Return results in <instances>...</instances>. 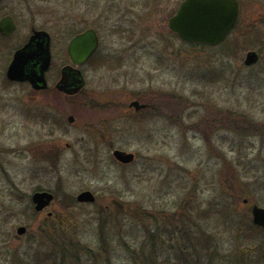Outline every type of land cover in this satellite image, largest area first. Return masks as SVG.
Instances as JSON below:
<instances>
[{"label":"rangeland","instance_id":"374dc122","mask_svg":"<svg viewBox=\"0 0 264 264\" xmlns=\"http://www.w3.org/2000/svg\"><path fill=\"white\" fill-rule=\"evenodd\" d=\"M139 1H43L62 24L74 13L89 18L102 51L129 58L89 66L80 94L59 92L58 102L44 95L43 120L29 115L30 101L26 116L0 109L2 264H38L50 253L51 242L36 236L48 211L71 220L69 236L95 251L103 222L110 259L98 254L100 264H134L125 243L142 254L155 246L160 264H264V229L251 215L252 204L264 206V58L244 63L247 51L264 50V6L244 9L226 45L199 47L169 36L165 11ZM252 26L259 31L251 34ZM147 96L155 109L129 108ZM116 148L135 160L117 161ZM38 188L59 194L40 214L31 200ZM86 189L95 202L77 201ZM19 225L28 231L18 235ZM83 254V264L96 263Z\"/></svg>","mask_w":264,"mask_h":264},{"label":"flooded vegetation","instance_id":"af4514ba","mask_svg":"<svg viewBox=\"0 0 264 264\" xmlns=\"http://www.w3.org/2000/svg\"><path fill=\"white\" fill-rule=\"evenodd\" d=\"M44 0H0V109L7 108L16 111L21 116L28 115L26 103L32 102L35 107L30 110V116H35L43 120V111L37 110V101L47 93L55 94V100L58 102L59 92L68 96V94L59 89V82L63 76V71L68 72L67 84L70 88L78 84V79L83 80V87L77 94L85 91L87 86L88 67L96 68L105 66L112 57L116 66L124 64V59L129 55L119 52L120 55H114L109 52H103V38L99 27L93 25L89 18L79 19L78 14L67 19L64 24L61 23L58 11L51 7H44ZM186 0H142L139 4H146L154 13L156 10L165 11L166 15L162 18L164 26L169 31V36L174 37L181 42L188 44L177 32L170 28L171 19L180 10ZM240 6V16L237 26L231 31L228 37L219 45H226L235 29L244 20V9L250 5H258V0H237ZM101 3V0H100ZM264 6V0H260ZM103 5V4H102ZM107 6L105 10L100 11L99 17L101 23L106 24ZM90 11V10H89ZM87 14H92L88 12ZM97 24V23H95ZM60 26H63L60 29ZM116 29L121 35L129 33L125 31V26ZM95 30L98 36V46L95 52L86 60L78 63L75 59V49L71 48L74 39L86 33L88 30ZM132 33L134 29L130 30ZM249 32V31H248ZM133 37V35H132ZM230 49H228L229 51ZM261 55L263 52L257 50ZM231 53V52H229ZM64 59L60 62V56ZM57 94H56V93ZM50 96V95H48ZM137 99V98H136ZM133 100V99H132ZM131 100V101H132ZM130 101V102H131ZM128 104L129 108H133ZM145 103L146 106L141 111L155 109L152 103ZM37 104V105H36ZM134 109V108H133ZM138 112L140 110H135ZM53 118V119H52ZM52 125H57V120L52 116ZM44 212V211H43Z\"/></svg>","mask_w":264,"mask_h":264},{"label":"water","instance_id":"95a60500","mask_svg":"<svg viewBox=\"0 0 264 264\" xmlns=\"http://www.w3.org/2000/svg\"><path fill=\"white\" fill-rule=\"evenodd\" d=\"M239 18V3L236 0H186L177 14L170 21V28L177 32L184 40L191 43L216 45L222 42L236 26ZM98 36L95 30L77 36L71 48L74 47L75 59L78 63L88 59L97 49ZM264 55V54H263ZM259 53L251 50L246 54L245 63L251 65L259 60ZM68 69V68H66ZM63 71L59 82V89L68 94H74L83 87V80L78 79V84L70 88L67 84L68 72ZM130 106L137 110L146 106L139 100H133ZM69 122L75 121V115L68 117ZM115 158L123 163H130L135 159L133 152L115 149ZM55 194L48 190H38L32 194V201L36 211H42L49 206ZM79 202H95L96 195L91 190H84L77 195ZM247 202V200H245ZM52 214L51 212L49 213ZM254 224L264 228V207L254 204L252 206ZM27 227L20 225L17 233H26Z\"/></svg>","mask_w":264,"mask_h":264},{"label":"trees","instance_id":"16d2710c","mask_svg":"<svg viewBox=\"0 0 264 264\" xmlns=\"http://www.w3.org/2000/svg\"><path fill=\"white\" fill-rule=\"evenodd\" d=\"M259 31L258 26H252L250 33H256ZM199 47H206L201 45H195ZM171 98V97H170ZM141 100V98H139ZM145 99V100H144ZM141 101L152 103L153 105H157V102H154L152 98H149L148 96L143 98ZM153 107H150L152 110ZM146 109V110H150ZM232 116H226L221 121H227L231 120ZM41 189V188H38ZM37 189V190H38ZM56 197L55 200L59 198L58 192L55 191ZM227 209L224 208V211ZM203 212H207L204 210ZM36 213V212H34ZM38 214V213H37ZM103 217V216H102ZM42 219V222L40 223L38 229L36 230L38 235H41L42 237L46 238L51 242V251L50 253L45 254L43 257L39 256L36 258L38 260V264H43V261H46L45 258L49 257V260L51 261L50 264H68L71 262L72 264H83L84 260L82 259V254L85 256H89L95 264H100L98 261V254L101 258L106 257L109 258L108 255V244L107 240L110 238L108 235H104V230H106L105 225H103V222H101L100 226L98 227L99 230V249L98 251H95L90 246L84 245L79 240H74L69 236V229L68 225L70 224L69 219L61 218V216H56V212H54L52 215L46 214ZM69 220V221H68ZM256 227V226H252ZM182 236H184L186 233L184 230L181 232ZM35 236V237H36ZM127 248H130L131 255L134 259V264H160L158 261V257L156 254L155 246L151 248L148 253L142 254L143 252H137V248H131L127 243H125ZM144 251V250H143ZM38 256V255H37ZM40 258V260H39ZM110 259V258H109ZM48 262V261H47ZM46 262V264H48ZM45 263V262H44ZM199 261L197 260L195 264H198ZM0 264H2L0 262ZM6 264V263H3Z\"/></svg>","mask_w":264,"mask_h":264}]
</instances>
